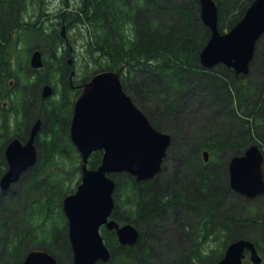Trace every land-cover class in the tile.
Instances as JSON below:
<instances>
[{"label": "trees", "instance_id": "obj_1", "mask_svg": "<svg viewBox=\"0 0 264 264\" xmlns=\"http://www.w3.org/2000/svg\"><path fill=\"white\" fill-rule=\"evenodd\" d=\"M3 1L0 0V83L13 74L9 60L11 51H6L8 48L4 42L11 38V32L8 33L10 14L7 4L12 0ZM199 1L167 0L162 3L164 6L156 0H102L93 6L90 15L86 13V19L94 21L96 48L102 50L109 60L105 69L102 67L101 70L119 71L125 91L150 116L151 123L161 131L170 125L172 143L177 137L182 138V148L186 146L190 152L186 155L188 162L182 158L176 162L172 175L167 174L164 164L160 174L150 180L138 181L127 172L113 175L116 182L115 209L128 206L124 217H117L115 209L113 214L123 222L142 224L144 229L140 230L139 240L132 246L120 244L114 230L104 229L103 237L110 248L111 258L107 263L99 261L97 264H149L152 258L156 259L157 264H190L187 261L189 256L185 253L188 239L184 225L188 222L191 224L197 216L206 218L203 223L206 233L209 232L208 226H211L232 234L230 242L238 238L253 240L264 264V218L260 217V214L264 217V194L261 196L263 207L260 213L248 209L241 216L233 214V207L238 204L232 202L226 170L219 160L223 149L232 156L242 154L246 149L243 148L256 139L259 126L264 129V42L256 48L257 64L252 62L258 71H262L259 72L263 75L260 88L246 82L250 71L237 74L224 64L221 65L230 73L201 67L199 54L210 37V31L199 21ZM215 1L219 7L218 28L223 32L242 19L253 0ZM14 24L15 27L22 25L17 20ZM32 28L35 29V25ZM58 38L61 40L58 33L41 32L36 41L37 47L45 53L44 69L40 71L51 77L53 72H67L64 63L67 51L57 55L63 46ZM52 54L55 60H51ZM18 63L21 67L28 65V62L23 65L19 59ZM18 71H15L16 74L25 80V74L20 76L21 72ZM32 84L35 83L24 84V88L29 90L21 89L16 96L21 95L20 106L24 118H29L31 114L33 121L37 118L43 120L41 129L45 125L50 128L51 135L45 139L48 154L26 177L29 181L21 198L13 194L4 204V199L0 198V243L2 254L9 257L1 258L0 264H15L32 248L49 251L58 262L62 255L72 258L68 223L62 210L63 195L69 190L64 188L62 177H54L46 172L49 168L45 167V163L49 159L53 161L56 155L63 152H77L69 134L74 93L71 91L73 95L70 96L72 85L65 84L59 100L37 101ZM202 91L207 92V96L200 95ZM193 104H198V108L195 109ZM37 111L39 115H35ZM196 119L201 123V130L194 134L191 128H195L196 124L189 126L187 123L193 120V124ZM8 123L7 116L0 118L3 132L11 130L7 128ZM28 130L19 132V137H27ZM261 137L264 141V132ZM3 139L0 138L1 153ZM204 149L210 151L213 156L211 161L215 163H202L201 151ZM102 155V151H95L89 159V166L98 167ZM3 163L6 164L5 160ZM75 168L80 170V165ZM2 172L0 167V177ZM50 190H55L57 197H48ZM8 191H1L0 196ZM58 193L61 194L58 196ZM120 193L125 196L121 202ZM12 199L15 202L12 203ZM58 221L62 223L59 230H52L51 226ZM33 230L35 232L26 239ZM146 230L150 232L148 236ZM250 231L260 234V237L250 236ZM29 239L32 245L28 243ZM136 246L143 248L134 251ZM243 264H249L248 260H244Z\"/></svg>", "mask_w": 264, "mask_h": 264}, {"label": "water", "instance_id": "obj_2", "mask_svg": "<svg viewBox=\"0 0 264 264\" xmlns=\"http://www.w3.org/2000/svg\"><path fill=\"white\" fill-rule=\"evenodd\" d=\"M200 17L210 37L199 54L205 68L222 63L237 74L248 73L256 54L257 43L264 34V0H253L244 16L229 31L218 28L219 7L215 0H200ZM30 65L43 67V53L32 52ZM54 92L49 83L43 86L42 98ZM37 119L27 142L14 138L7 146L8 169L0 179L3 191L10 189L39 158L36 137L42 127ZM70 139L81 155V181L74 192L63 197L62 207L68 221L72 264L109 262L111 251L105 243L101 227L115 230L122 245H134L140 229L131 222L120 223L112 217L116 182L111 173L127 172L138 181L158 176L172 135L157 129L137 106L122 84L116 70L96 72L83 84L74 101L70 122ZM102 150L101 164L92 168L90 155ZM209 160V151L203 152ZM264 152L259 143H252L242 154L229 160L230 187L248 198L264 194ZM252 263L261 264L262 256L249 238L231 241L218 264H242L246 251ZM19 264H59L49 251L32 248Z\"/></svg>", "mask_w": 264, "mask_h": 264}, {"label": "rangeland", "instance_id": "obj_3", "mask_svg": "<svg viewBox=\"0 0 264 264\" xmlns=\"http://www.w3.org/2000/svg\"><path fill=\"white\" fill-rule=\"evenodd\" d=\"M7 1L8 0H4L3 2H7ZM101 1L102 0H12L11 3L7 4L8 12L10 14L9 21H8V25H9L8 27L11 26L10 29L8 30V33L11 32L12 40L9 43V41H7L5 38L7 37V34H6L4 37L6 41L4 42H6V46H7L6 48H8V50L6 51H11L9 55V60L11 62L10 68L11 70H13V74L8 75L3 80V82L0 83V93H2V95L0 96V118L2 117V115L7 116L8 120L12 123L17 119L16 117L22 118L23 129L25 127H26L25 129H28L34 122L33 118L31 117L32 115L29 114V118L28 116L24 118L20 114L21 109H22L20 106L21 95L16 96V92L21 89L22 91L29 90V88L27 89L24 88V84H28L30 82L35 83V84H32L33 86L32 90L35 91V96H36L37 101L41 100V101H50V102L59 100L60 98H62V90L64 89L65 84L66 85L71 84L72 86H70V96L73 95L71 93L72 91L74 93V96L72 99L75 100L76 97L82 92L81 84L89 80L91 76L95 74L96 72L101 71L102 67L103 69H105V67L109 63V60L106 59V56L104 55L102 50H99L96 48V45H97L95 44L96 36L94 35L95 31H94V26H93L94 21L86 19V15L87 14L90 15L92 13L93 6L97 4V2L100 4ZM156 1L160 3L161 5L165 6V4H162V3L163 2L165 3L167 0H156ZM0 5H1V2H0ZM198 18H199L200 23H202L203 25L204 23L200 17V9L198 10ZM16 20L19 23H22V25L19 24L20 27L19 26L15 27L14 21ZM34 25L36 27L35 29L32 28V26ZM39 28H42V29L40 30ZM228 30L229 29H226L223 32H226ZM41 32L44 34L50 33V32H55V33L60 34L61 40H59V38L58 40L63 44V46H61V48L58 50L57 55H61L60 53L63 52L64 50L67 51L64 57V63H66L67 72L64 71L63 74H60V72H53V76L51 77V76H48V74H46L45 72L40 71L42 68L35 69L32 66H30V58L34 50L40 49L43 53V59L45 56L44 51L41 48L37 47V43H36V41L39 39V34ZM61 32H63L62 35H61ZM262 39H260L261 40L260 43H257V47L261 45L262 42H264V34H263ZM256 55H257V51H256ZM17 56H18L19 62L24 63L23 65H26V63L28 62L27 67L18 66L19 63H18ZM51 57H52L51 60H55L54 54H52ZM252 62H255L254 63L255 65L257 64L256 57H254ZM199 63L200 65H202L200 62V59H199ZM254 64L251 63V69H250V72L248 73L249 76H246L248 78L246 82L248 83V85H254L260 88V83L262 82L263 75L259 73L261 70L258 71ZM43 69H44V66H43ZM16 70H19L18 72H21L20 76H23V74H25L24 76L25 80H22L23 79L22 77L20 79V77L15 72ZM211 70H216V72L219 71L221 73H230V71L226 69L224 66H222L221 64L213 67ZM86 77L88 79L83 80ZM49 78H51L50 80L52 81H50ZM47 83L53 86L54 92L51 96L43 99L42 98L43 86ZM199 94L207 96V92L205 91H202ZM252 98L255 99L254 96ZM193 106L195 107V109L198 108V104L197 105L193 104ZM144 113L148 116L150 120V116L145 111ZM242 113H245V112L243 111ZM39 114H40L39 111L35 112V115H39ZM192 122L193 120L187 123L189 124V126L196 124L195 128H191V132L193 131L194 134L196 132L200 133L201 123H198L197 119L196 121H194L193 124H191ZM258 125H260V123ZM10 127H12V125H10ZM11 131H12V128L11 130H9V132L11 133ZM49 131H51L50 128H48V126L45 125L44 128L41 129L40 132L38 133L35 143L37 145L39 154L41 153L39 157V161L36 165L31 167L21 177V179L12 187V189H10L7 192V194H1L0 198L4 199L3 204L6 203L7 199L13 194L14 195L18 194V197H20V195H22L24 191L26 190V184L29 181V179H27L26 177L29 174H31V172L34 171L37 168V166H39L43 156L48 154L47 153L48 149H47L45 139H48L50 137L51 133ZM162 131L172 134V127L169 125V127L166 128V130H162ZM263 132H264V129H262L259 126V134L257 135L254 142H251V143H255V142L259 143L261 148L264 151V141L261 137V134ZM2 133L3 131L0 129V138H2L1 136ZM181 139L177 137V139L174 141L175 144L172 143L170 145L167 151V155L165 156L163 164H164V168H166V172L168 175L174 174V170L176 169V165H177L176 162L179 159L181 160L182 158L184 159L185 162H188L186 161L187 160L186 155L188 156L190 152L186 146L183 145L184 148H182L181 144L183 142ZM249 145L245 146L243 149L247 148ZM177 148L179 149L177 150ZM182 149L183 151L181 152ZM177 154H179L178 155L179 158ZM229 154L230 152L225 151L223 149L222 155L220 156L219 160H221V163H222L220 165H223V168H225L226 170L227 184H228L229 193L231 194L230 197L233 200L232 202L235 203V205L238 204L233 207V211H234L233 214H235L236 216H241L242 213L244 211L247 212L248 209H252L253 211L255 212L258 211L260 213V210H262V207H263L262 206L263 200H261L263 198L261 197L263 196V194L255 196L254 198H248L245 195H242L236 192L230 187L228 165H229V160L232 158V154L230 155ZM4 155H5L4 151L3 153L0 152V167L2 168L3 172H5V170L8 169V164L6 163L4 165L3 163V161L5 160ZM201 156H202V151H201ZM212 159H213V156L211 154L210 161ZM210 161H208L205 164H209ZM213 161H211V163ZM80 163H81V157L77 149V152L73 150L72 153L63 152V154L61 155H56V157L53 158V161H51V159L46 160L45 167L49 168V170H46V172L49 173L50 175L54 177L59 176L63 178L61 181H64L63 182L64 188L69 190L65 193L67 194L70 192H74L79 182L81 181V170L75 168L76 165H80ZM116 174L118 173H111L110 175L114 178L115 176L113 175H116ZM0 192H1V189H0ZM55 192H56L55 190L48 191V197H51V198L57 197V194ZM121 192L123 193L124 190H122ZM122 193H120L119 195L120 202L125 199V196H122ZM60 194L61 193H58V196ZM36 195L38 196V192H36ZM13 199L10 200L12 201V203L14 201ZM54 205L56 206L57 203H55ZM127 208L128 206H125V207L120 206L119 208L115 209V215L117 217H124L125 212H126L125 210ZM115 215L113 214V217L117 219L119 222L123 223V221L120 220V218H117ZM260 217L264 218L263 215L261 214H260ZM194 220L195 221L198 220L199 225L201 222L202 226L198 227V232L195 231L196 234L194 233L193 239H192V232L194 230V228L192 227L193 221L191 222V224L190 222H188V224H190V226L187 227L188 228L187 232L189 233V236L187 237L188 247L187 249H185V253L186 255L190 254L193 244H194L193 246L194 249H196V251L198 252L197 255L193 254L194 258L190 259L189 261L190 264H218V261L225 253L227 245L230 243L232 234L226 232L225 230H221V229L215 230L211 226H208L209 232L206 233L205 224H203L206 221V218L200 219L197 216L194 218ZM218 220L225 221V219H218ZM61 224L62 223L59 221L56 224H53V226H51V228L53 227L52 230L53 229L59 230L58 228L61 226ZM136 225L139 227L140 230L144 229L142 224L137 223ZM104 229H106L105 226H103L101 230L103 236H105L104 231H103ZM146 231H145L146 232L145 234L146 236H148L150 232L149 230H146ZM34 232L35 230H33L30 234H28L26 236V239L30 235H32ZM249 233H250V236L254 235V236L260 237V234L256 232L252 233L250 231ZM168 234L170 236V233ZM106 235H109V232H106ZM105 242H106V239H105ZM28 243L30 245L33 244L31 239H29ZM30 245H28L27 249L29 248ZM1 248H2V243H0V259L4 257L8 259L9 257L7 256V254H4V253L2 254L3 249ZM142 248L143 247L141 246L140 247L136 246L134 248V251H138V250L141 251ZM7 252L8 253L10 252L9 248ZM27 252L24 253L23 258ZM189 256L191 257V255ZM61 257L62 258L58 262L59 264H72V258H70L69 256L62 255ZM23 258L20 261L18 260L15 264H19V262H21ZM247 260L249 264H253L250 262L249 258ZM149 262H150L149 264H157V261L154 258L150 259Z\"/></svg>", "mask_w": 264, "mask_h": 264}, {"label": "flooded vegetation", "instance_id": "obj_4", "mask_svg": "<svg viewBox=\"0 0 264 264\" xmlns=\"http://www.w3.org/2000/svg\"><path fill=\"white\" fill-rule=\"evenodd\" d=\"M10 27H11V26H10ZM10 27H8V28L10 29ZM8 28H7V29H8ZM9 29H8V30H9ZM11 40H12V39L10 38V39H9V43L11 42ZM9 43H8V44H9ZM0 50H1V48H0ZM81 85H82V84H81ZM81 87H82V86H81ZM17 113H18V112H17ZM20 114L23 116V113H22V112H21ZM2 116H3V115H2ZM16 118H17V119H16L13 123L9 121V123L7 124V128H8V129H9V128H10V129L12 128L11 133H10L9 131H4V132L2 133V135H1L2 138H4V141H3V142H4V143H3V151H4V153L6 152V149H7L8 144H9L14 138H19L23 143L27 142V140L29 139V136H30V132H31V128H32V126H33L34 123L37 121V119H40V118H37V119L33 122V124L29 127V130L27 131V134H26L27 137L23 136V139H21V138L19 137V132H22V131L24 132V129H25V128L23 129V127H22V126H23V125H22V118H18V117H16ZM42 121H43V120H42ZM10 125H12V127H10ZM41 128H42V127H41ZM4 133H5V134H4ZM202 151H203V150H202ZM4 158H5V162H6V163L8 164V166H9V163H8V160H7V157H6V153H5V155H4ZM202 162H203V164L207 163V162L204 160V158H203V161H202ZM29 169H30V168H29ZM29 169H28V170H29ZM28 170H27V171H28ZM27 171H25V172L22 174V176H23ZM5 172H6V171H5ZM5 172H4V173H5ZM4 173H3V174H4ZM22 176H21V177H22ZM1 177H2V176H1ZM1 177H0V179H1ZM20 179H21V178H20ZM20 179H19V180H20ZM19 180H18V181H19ZM18 181H17V182H18ZM17 182H16V183H17ZM16 183H15V184H16ZM15 184H14V185H15ZM14 185H13V186H14ZM13 186H12V187H13ZM12 187H11V188H12ZM11 188H10V189H11ZM0 189H1V188H0ZM10 189H8V190H10ZM8 190H6V191H8ZM1 191H3V190H1ZM6 191H5V192H6ZM3 192H4V191H3ZM193 216H194V215H193ZM194 221H195V220L193 219V225H192V227L194 228V230H193V232H192V239H193V235H194L195 231L198 232V227H199V222H198V220L195 221V223H194ZM187 224H188V223H187ZM187 224L184 225V227H185V231H186V237L189 236V233L187 232V229H188L187 227L190 226V224H188V225H187ZM186 225H187V226H186ZM195 234H196V233H195ZM193 246H194V244H193ZM193 246H192V250H191V252H190V254H189V255H191V257L188 255L189 258L187 259V261H190L191 258H194L193 254H196V255L198 254V252L195 251V249H194Z\"/></svg>", "mask_w": 264, "mask_h": 264}]
</instances>
